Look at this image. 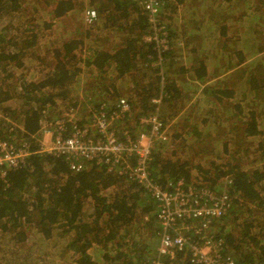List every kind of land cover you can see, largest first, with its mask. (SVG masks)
<instances>
[{"label":"trees","instance_id":"obj_1","mask_svg":"<svg viewBox=\"0 0 264 264\" xmlns=\"http://www.w3.org/2000/svg\"><path fill=\"white\" fill-rule=\"evenodd\" d=\"M162 1L165 48L146 41L152 24L137 0H0V138L33 151L0 169V264H145L155 254L156 202L129 175L73 171L64 156L34 152L43 122L88 105L112 113L122 98L132 114L115 122L119 135L148 129L142 116L168 127L153 179L226 190L231 211L211 227L222 255L264 264V0ZM28 231L37 237L27 245Z\"/></svg>","mask_w":264,"mask_h":264},{"label":"built area","instance_id":"obj_2","mask_svg":"<svg viewBox=\"0 0 264 264\" xmlns=\"http://www.w3.org/2000/svg\"><path fill=\"white\" fill-rule=\"evenodd\" d=\"M152 24L153 31L146 41L158 47H167V31L159 21L162 0H137ZM94 8L85 11L87 23H94ZM118 109L108 113L105 104L88 105L87 112L67 108L62 118L43 122L40 126V147L34 152L64 156L73 171H83L91 164L104 165L110 171L129 175L156 202V217L162 232L155 254L145 264H174L189 261L192 264H236L222 255L223 240L217 239L211 227L215 219L222 218L232 208V199L225 190L216 193L200 182L187 183L183 178L157 183L150 173L152 152L158 142H166L167 126L157 115L139 117L140 127H148L132 135L123 131L119 135L115 122L123 115H131L129 102L122 98ZM0 108V118L4 117ZM84 120L83 127L80 121ZM98 132V134H94ZM46 137L49 138L46 141ZM30 142L20 145L0 138V169L17 168L32 154ZM135 159V161H134Z\"/></svg>","mask_w":264,"mask_h":264},{"label":"rangeland","instance_id":"obj_3","mask_svg":"<svg viewBox=\"0 0 264 264\" xmlns=\"http://www.w3.org/2000/svg\"><path fill=\"white\" fill-rule=\"evenodd\" d=\"M87 7V6H86ZM197 7H203V5L202 4H200V5H198ZM148 41V40H147ZM82 113H84L83 111H81ZM185 114L183 113V112H180L179 113V115L178 116H176V117H174V119H172L170 122H169V126H171V123L173 124L175 121H177L178 119H179V121H182V119H183V116H184ZM179 116H181V117H179ZM12 121V123L15 125V124H17V122H15L14 120H11ZM168 128V127H167ZM172 128V127H171ZM12 130V129H11ZM167 135H169V133L167 132ZM8 137H10L11 139H13V135H8ZM49 140V138L48 137H46V141H48ZM187 140L188 141H192L191 140V137H188L187 138ZM197 172L196 171H194V174H196ZM87 205V207H88V204H86ZM147 221V220H146ZM149 228V227H148ZM144 229H146V228H144ZM147 232V231H146ZM28 235L30 236V239H31V241H29V242H25V244H30L33 240H35L36 239V237H37V235L35 234V233H33L32 231H28ZM153 240H154V238H153ZM155 244H156V246H157V244L159 243V242H157V239L155 238ZM156 246H154V245H152V248H153V250L154 249H156ZM152 250V251H153Z\"/></svg>","mask_w":264,"mask_h":264},{"label":"crops","instance_id":"obj_4","mask_svg":"<svg viewBox=\"0 0 264 264\" xmlns=\"http://www.w3.org/2000/svg\"><path fill=\"white\" fill-rule=\"evenodd\" d=\"M31 74V73H30ZM30 74H29V76H30Z\"/></svg>","mask_w":264,"mask_h":264}]
</instances>
